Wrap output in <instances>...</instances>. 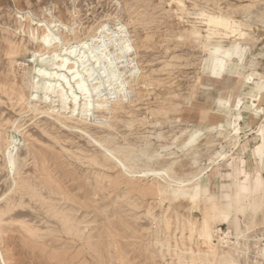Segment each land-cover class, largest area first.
<instances>
[{"label":"rangeland","instance_id":"obj_1","mask_svg":"<svg viewBox=\"0 0 264 264\" xmlns=\"http://www.w3.org/2000/svg\"><path fill=\"white\" fill-rule=\"evenodd\" d=\"M180 1L0 0V264H264V211L244 220L243 197L233 202L230 164L243 160L245 172L260 171L264 179L252 155L262 118L254 110L264 115V94L250 109V85H244L245 75L264 74V0ZM211 8L235 12L250 26L242 27L248 36L240 41L247 47L243 62L222 80L206 74L207 49L228 48L233 39L206 38L198 14ZM193 29L199 38L190 35ZM71 48L70 64L85 55L86 68L102 51L97 71L125 51L115 62L118 81L101 82L108 113H90L91 130L73 132L44 117V96L30 88L43 82L37 83L36 69L55 72L50 64ZM250 60L255 66L241 74ZM58 74L70 78L65 70ZM116 102L123 118L114 125ZM238 114L234 147L229 124ZM105 127L109 134L100 132ZM103 138L104 147L133 157L130 173L97 145ZM197 186L235 215L242 230L243 221L249 224L244 239L217 222L215 235L229 239L214 253L202 244L203 202L190 201Z\"/></svg>","mask_w":264,"mask_h":264},{"label":"bare ground","instance_id":"obj_2","mask_svg":"<svg viewBox=\"0 0 264 264\" xmlns=\"http://www.w3.org/2000/svg\"><path fill=\"white\" fill-rule=\"evenodd\" d=\"M176 2L178 5L181 4L180 0H176ZM198 15L201 18L200 23L206 27V38L209 39L212 37V35H215L223 36L222 39H233L232 44L228 48H223L220 44H216L213 47L207 49L208 57L205 63V71L208 78L213 80H222L225 76H233L234 74H236V65H239V63L243 62L244 55L247 50V47L242 46V44L240 43V41H242L244 37H248L246 36V33L242 31V27L250 28V26H248L244 20H238L235 16V12H224L220 9L215 10L211 8L202 10L201 13ZM190 35L195 38L200 37L199 32L195 29L191 31ZM41 43L44 48H48L49 41L47 35L42 37ZM2 45L3 44L0 45V48H4L1 47ZM85 47L86 46L83 45L82 49H84ZM6 48L10 49L9 46H6ZM74 52L75 48H71L65 53V58L63 57L58 61H52L50 66L54 67L52 70H56L55 72L51 73L45 68L36 69V74L38 75L37 83H39L40 80L43 82L40 85H31L30 88L39 91L44 96L42 104H44L45 110L43 112H40L43 113L44 117L54 116L60 124L59 127L63 126L64 128H68L71 131L73 129L91 130L89 124L90 120H88V116L90 115V113L101 114V116L106 115L108 113V99H103L99 97L101 82L109 83V86H113L112 83H114L118 78L115 71V62L116 60H118V58H120L122 54L125 53V51L124 48H121L119 50V53L114 55V58L107 60L104 63L103 67L99 69V71L95 69V66L96 64H98L100 57L102 56V51L92 54L91 59L93 65H90L91 67L89 68H86L85 64L90 60L85 55L78 56L76 61L70 64V58L74 55ZM40 61L42 64H47V62L43 59H41ZM254 66L255 63L250 60L247 66L242 69L241 74H243V72H245L246 70H251ZM79 68H82V72L79 71ZM63 70L70 74V78L63 74H58V71L63 72ZM95 75L96 77H94ZM244 80V85H250L249 96L252 102L250 106L251 109L252 107H254L255 103L261 99L262 94H264V74L251 72L250 74L244 76ZM89 81L92 82L90 85L88 84ZM14 82L19 85V90L17 91L18 97L19 99H22L25 94L22 88L23 84L18 78H15ZM130 84H128V86ZM65 86L68 87V90L65 89ZM121 88L122 84L118 83L116 86L118 92ZM68 91L70 96L68 94ZM242 104V98L238 99L237 106H240ZM112 114L115 120L114 125H116L118 119L123 118L121 104L117 102L114 103L112 108ZM261 114V122L255 130V135L259 139V142L252 150V155L259 161V164L264 167L263 109L254 110V115L256 117L261 116ZM240 118L241 116L239 114L235 115L232 119V122L229 124L230 135L236 136V142H234L233 144L234 147L238 145L237 140H239V138L237 134L240 129ZM74 130L73 132H76ZM211 130L214 129L206 128L205 132H210ZM108 131H110L108 127L101 128L100 130L101 133L106 134H109ZM200 132L202 131L200 130ZM106 140L107 138H103L102 140H96V143L110 154V156H108L109 159H113L117 164L118 168H121L122 170L130 173L129 171L133 169L134 165L133 157L129 153H126L125 151H122L120 149H111L110 147L113 146L112 144L110 145L108 143L109 145H107V147H104L102 145V142ZM104 159L103 162L107 166L108 160L104 161ZM231 159L232 160L230 164L232 166L233 171L232 176L234 178V181L236 182V191L234 194L233 202L236 203L239 198L243 197L245 205L239 208V212L242 213L244 220L253 219L256 213L259 212L261 209L264 211V180L261 176L260 171H256L253 174L245 172L243 168V160H241L240 165L237 166L235 165L233 158ZM13 160L14 159L9 156L8 164H11ZM109 166L111 168V165ZM162 172L163 170L161 171V173ZM188 183L190 182L188 181ZM184 184H186V182ZM200 192H202V188L200 186H197L196 192L192 196H190V201L193 206H197L201 201L203 202L202 221L200 224V228L197 231V236L202 241V244L206 245L208 249H210V251L214 253V251L218 248L221 242H223L224 240L227 241L229 239L228 234L223 233L221 237L215 235L217 231L213 230L212 223L217 222H220L222 224H228L229 227L233 229L237 239H244L246 232L249 230V224H245V221H243L242 224L244 223L243 226L245 229L242 230L241 222L235 215L231 216L220 205L214 203V201L211 200L212 196L207 194V190H203L202 195L200 194ZM179 193L184 195L185 191L180 190ZM242 250H247L246 246H244ZM242 250L235 249V251H237L239 255L243 253Z\"/></svg>","mask_w":264,"mask_h":264},{"label":"crops","instance_id":"obj_3","mask_svg":"<svg viewBox=\"0 0 264 264\" xmlns=\"http://www.w3.org/2000/svg\"><path fill=\"white\" fill-rule=\"evenodd\" d=\"M243 162H244V161H243ZM243 168H244V164H243ZM255 172H256V171H255ZM255 172H254V173H255ZM262 178H263V177H262ZM263 180H264V179H263Z\"/></svg>","mask_w":264,"mask_h":264}]
</instances>
